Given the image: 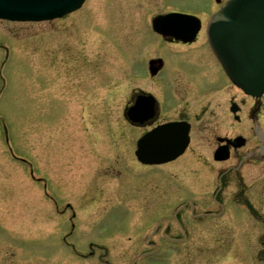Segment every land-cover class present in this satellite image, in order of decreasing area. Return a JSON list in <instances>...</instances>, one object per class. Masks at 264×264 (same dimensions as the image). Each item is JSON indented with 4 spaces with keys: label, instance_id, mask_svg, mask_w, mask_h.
<instances>
[{
    "label": "rangeland",
    "instance_id": "374dc122",
    "mask_svg": "<svg viewBox=\"0 0 264 264\" xmlns=\"http://www.w3.org/2000/svg\"><path fill=\"white\" fill-rule=\"evenodd\" d=\"M206 1L85 0L78 10L51 21L0 19L5 80L0 115L9 136L7 144L0 122V264H106L81 255H88L90 242L109 264H129L131 257L151 250L143 241L157 224L153 239L161 238L163 217L173 222L171 232L188 237L157 253L166 264H264L256 257L264 227L231 201L240 189L233 172L219 187V167L226 163L213 160L215 142L205 129L194 130L176 165L178 210H161L164 199L148 201L147 210L146 203L125 200L136 191L164 194L162 168L136 163L135 140L143 130L123 116L131 90L149 88L130 77V64L142 68L147 57L174 46L162 43L151 28L165 5L199 11ZM201 39L202 34L193 44L196 52L204 51L198 49ZM200 59L214 64L204 53ZM221 88L216 109L224 113L227 129L221 133L252 137L248 113L254 100L246 97L236 121ZM235 91L232 87L230 94ZM258 122L264 130V95ZM243 172L259 177L250 192L264 217V162L259 171L249 165Z\"/></svg>",
    "mask_w": 264,
    "mask_h": 264
},
{
    "label": "flooded vegetation",
    "instance_id": "af4514ba",
    "mask_svg": "<svg viewBox=\"0 0 264 264\" xmlns=\"http://www.w3.org/2000/svg\"><path fill=\"white\" fill-rule=\"evenodd\" d=\"M225 1L226 0H208L204 2L205 8L203 9L208 10L207 12L210 13L211 11L209 12V9L215 10ZM181 11L197 15L201 20V28L195 35V38L190 41H183L170 34L161 35L156 33L164 41L162 43H165L166 45L179 46H172V48L166 50L165 52L161 48L159 54L154 55V57L149 56L145 59V63L142 68H138L133 63L130 64V77L134 81L146 82L145 86L146 84L149 86V88H141L137 86L136 88H133L129 94L128 106L133 108L136 102L140 101L142 104L143 115L145 117L141 121L132 120L130 125L133 128L142 129L143 131L141 133H144L156 125L164 122L185 121L189 124L190 140L193 138L194 130L200 127L205 129L207 134L212 137L215 142V146L219 144L227 145L230 156L228 159L220 162L226 164L219 167V169H221L218 176L219 187L222 184L221 180H229L230 178L228 177H231L229 173L233 172L235 177L238 179L235 184H237L240 189L236 193L238 196L230 198L231 201L240 205L242 210L249 214L250 221L254 220L259 222L260 225H262L261 227H264V217H262V209L256 199L257 195H253V192H250L251 187V189L254 190L256 185H258L259 177H245L243 172V168L248 167L249 165H253L257 171L260 170L262 163L264 162L262 144L257 141L255 136H252L245 138L243 145L238 147L234 146L235 140L233 139L238 135H243V133L238 132L231 135L227 132L221 133V129H226L224 122L222 121L225 117H223L224 113H221V111H217L216 109V107L219 108V103L216 106V102L220 99V93L222 92L220 89L223 87V97H225V94H228V109H230L232 103L235 102L236 113L234 115L238 117L236 121H241L242 111H245L244 107L246 105L247 95L241 92L242 96L237 98V95H241L239 91H235L234 95L230 94V91H232V87L234 86L224 73L222 67L214 57L212 50L208 45L206 32L204 31L207 17L201 16L200 12L195 13L192 9ZM201 34L202 39L201 43H199L198 49H202L204 51L196 52V48L193 44L199 40ZM202 53L205 54L206 58H211L214 64L202 62L200 59ZM152 58H161L162 60L161 66L155 74H152L151 72L152 67H159V64L155 63L153 66H150L149 60ZM192 65H194V67H192ZM235 89L238 90L237 88ZM218 91H220V93H218ZM203 116H209L212 119L207 123L203 122L202 125H199L200 123L196 124L197 120H201ZM228 131L230 132V130ZM210 141L212 140L210 139ZM190 144L191 143L188 144L186 150L181 155L161 165V179L163 180L162 187L164 189L163 195L157 197L151 192L136 191L133 193V196H126L125 200H131L135 204H137V202H142L143 204L146 203L147 210L149 209L147 203L148 201L151 203L155 200L164 199L163 201H165V205H163L161 210H178V207H174L178 202L177 200L180 198V194L174 192L175 189L179 188L176 165L181 162L180 158L187 152ZM230 160L234 161L230 163ZM241 170L243 173H241ZM246 172L247 171H245V173ZM148 179L150 181L151 177ZM250 195L251 197H249ZM52 201L57 207L56 200L52 198ZM66 208L71 209L68 204H66ZM64 210L62 212H64ZM177 222L179 221L177 220ZM156 230L157 229L153 230L152 235L143 241L144 246L151 248V250L143 251L141 254L137 255V257H140L141 259L143 258L147 260L144 263L135 262L137 257L135 258L134 256L130 258L131 261L129 264H166L167 260L164 262V257L157 258V253H159L163 247L167 245H177L187 241V239L184 240L183 237H181V234L170 231V223L163 226L160 231L161 238L158 240L153 239ZM183 230L188 233L186 229L183 228ZM181 232L183 231L181 230ZM256 243L259 246L258 256L264 259V255H261L262 253L264 254V228L258 234ZM99 248L100 247H96V250L91 249L88 252L89 255H81L84 258L88 256L95 257L99 261L103 262L104 254L103 252L99 253L97 251Z\"/></svg>",
    "mask_w": 264,
    "mask_h": 264
},
{
    "label": "water",
    "instance_id": "95a60500",
    "mask_svg": "<svg viewBox=\"0 0 264 264\" xmlns=\"http://www.w3.org/2000/svg\"><path fill=\"white\" fill-rule=\"evenodd\" d=\"M83 1L0 0V18L51 19L77 9ZM152 24L161 32L162 24L169 26L176 37L184 41L191 40L197 28L195 22L183 14L159 16ZM208 32L213 49L233 82L252 95H260L264 91V0H229L212 16ZM125 115L136 121L145 118L137 111L135 116L132 115L130 109H126ZM255 132L263 141V132L258 125ZM187 140L186 128L176 123L163 124L139 138L136 155L144 163L164 162L180 154ZM222 154L221 149L217 158L227 157Z\"/></svg>",
    "mask_w": 264,
    "mask_h": 264
}]
</instances>
